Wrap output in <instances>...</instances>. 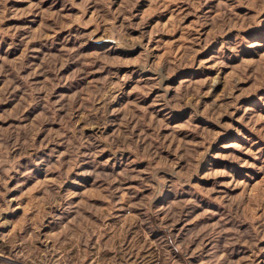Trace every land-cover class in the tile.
I'll list each match as a JSON object with an SVG mask.
<instances>
[{"label":"rangeland","instance_id":"1","mask_svg":"<svg viewBox=\"0 0 264 264\" xmlns=\"http://www.w3.org/2000/svg\"><path fill=\"white\" fill-rule=\"evenodd\" d=\"M0 264H264V0H0Z\"/></svg>","mask_w":264,"mask_h":264}]
</instances>
